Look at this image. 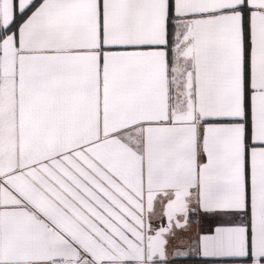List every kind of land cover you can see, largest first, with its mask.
Returning <instances> with one entry per match:
<instances>
[{
  "label": "snow or ice",
  "instance_id": "6c2138e0",
  "mask_svg": "<svg viewBox=\"0 0 264 264\" xmlns=\"http://www.w3.org/2000/svg\"><path fill=\"white\" fill-rule=\"evenodd\" d=\"M0 264H264V0H0Z\"/></svg>",
  "mask_w": 264,
  "mask_h": 264
}]
</instances>
